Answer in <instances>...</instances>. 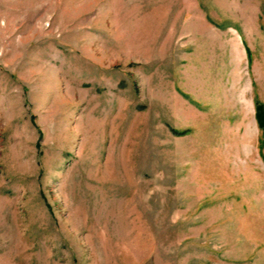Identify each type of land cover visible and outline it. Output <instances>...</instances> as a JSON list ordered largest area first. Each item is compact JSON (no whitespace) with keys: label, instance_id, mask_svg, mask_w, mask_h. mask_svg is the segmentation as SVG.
<instances>
[{"label":"rangeland","instance_id":"rangeland-1","mask_svg":"<svg viewBox=\"0 0 264 264\" xmlns=\"http://www.w3.org/2000/svg\"><path fill=\"white\" fill-rule=\"evenodd\" d=\"M258 111L264 0H0V264H264Z\"/></svg>","mask_w":264,"mask_h":264},{"label":"trees","instance_id":"trees-1","mask_svg":"<svg viewBox=\"0 0 264 264\" xmlns=\"http://www.w3.org/2000/svg\"><path fill=\"white\" fill-rule=\"evenodd\" d=\"M258 110H260V107H258ZM258 121H259L260 126H264L263 116H261L260 112L258 113Z\"/></svg>","mask_w":264,"mask_h":264}]
</instances>
